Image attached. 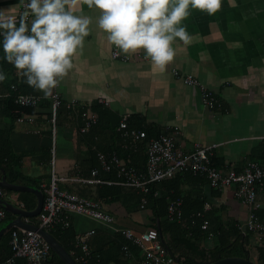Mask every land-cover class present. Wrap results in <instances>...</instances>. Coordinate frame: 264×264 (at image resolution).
Instances as JSON below:
<instances>
[{"label": "crops", "instance_id": "0c3cea01", "mask_svg": "<svg viewBox=\"0 0 264 264\" xmlns=\"http://www.w3.org/2000/svg\"><path fill=\"white\" fill-rule=\"evenodd\" d=\"M20 1L0 0V9L9 10L19 18ZM75 11L93 18L90 33L83 49L73 57L72 69L60 79L57 91L64 105L71 100L81 104L74 111L83 106L92 111L90 106L95 104L97 113L92 112L98 116V123L89 133H79L80 122L75 115L72 117L64 109L60 110L54 173L57 177L79 174L89 177L95 169L102 183L60 182V189L92 200L106 195V200L97 201L104 211L114 215L116 228L143 231L149 225L150 211L144 227L142 222L137 224L139 220H133L135 191L105 178L108 173L101 170L95 157V153L111 151H116L121 158L127 157L119 144L118 127L122 117L134 114L143 116L145 125L177 128V147L183 152L195 145H216L211 156L218 169L240 171L249 161L264 165V157H257L264 151V0H222L221 10L211 16L191 9L183 21L192 36L191 43L185 45L177 39L173 44L176 55L163 71L152 64L143 49L130 54L141 55L139 59L127 62L111 59L112 44L96 22L99 10L89 8L86 0H77ZM172 70L196 78L216 95L223 109H205L200 103L199 90L184 85ZM25 92L41 96L35 121L16 122L0 115V137L1 133H8L12 152L20 156L19 171L43 185L51 175L49 95L28 86ZM131 151L135 155L127 159L144 166L145 143L140 141ZM156 186L162 193V185ZM180 192L195 200L186 209L196 207L198 200H203L211 209H220L224 223L241 222L246 216V208L234 197L233 188L218 190L204 178L188 176L183 178ZM256 199L261 203L258 212L264 214L263 193H257ZM3 200L13 206L14 200L23 203L24 210H32L36 205L34 195L26 192H10ZM15 218L16 215L7 213L0 226ZM70 222L74 237L94 230L88 244L93 251L100 252L107 264H115L122 258L118 245L111 242L114 234L122 237L120 233L81 215H71ZM73 241L67 242L68 245ZM4 248H0V255H4ZM129 264L137 263L133 258Z\"/></svg>", "mask_w": 264, "mask_h": 264}, {"label": "built area", "instance_id": "2783aa9c", "mask_svg": "<svg viewBox=\"0 0 264 264\" xmlns=\"http://www.w3.org/2000/svg\"><path fill=\"white\" fill-rule=\"evenodd\" d=\"M24 10V4L20 1V12ZM110 58L127 62L132 59L142 58L141 55H130L121 52L114 45L111 47ZM172 74L182 83L189 87H196L199 90L200 103L209 110L221 111L220 100L210 90L205 88L196 78L190 75H180L176 70ZM17 78L22 76L16 72ZM58 86V85H57ZM57 86L49 95V123L51 145L49 150V161L51 175L47 182L41 187L44 190V202L42 210L36 217L38 227L49 232L57 228L65 229L70 227V216L81 215L108 227L115 233H120L122 237L131 245L137 247L141 253L140 264H173L167 249L159 239L158 231L148 228L144 231H136L131 228H116L113 214L103 210L99 201L90 200L74 193L59 188V183L73 182L82 185L99 184L101 180L97 178L98 170H92L89 177L81 174L74 177H57L54 173L56 154V117L57 110L63 103ZM9 90L15 105L21 108H36L41 102V96L30 93H23L18 90L15 84H11ZM8 93L0 94L1 98L10 97ZM68 109L78 108L80 103L71 100L65 103ZM81 109L80 133H86L97 121L96 115L86 107ZM127 116L122 117L118 131L121 132L123 143L121 148L129 152L136 147L137 143L145 137L144 132L128 129L126 125ZM35 121V116L20 114L16 122ZM177 128H165V133L157 138H151L145 142V165L139 170L129 165V160L121 158L116 151L108 154L98 152L96 154L102 171L108 172L112 168L116 171V177L120 179L117 184L130 187L141 194L140 209H143L150 193V186L173 178L176 174L190 173L194 176L204 178L207 183L218 190L233 188L234 197L246 208V216L243 221L236 222L238 230L243 234H251L249 238V248L259 247L264 243V220L257 214L261 208V203L257 201V193L264 195V165L256 161L247 162L240 171L234 169L221 170L212 164V149L216 145L201 146L195 145L190 151L183 152L177 147ZM10 191L0 188V199H6ZM5 201V200H4ZM15 206L24 209V204L14 200ZM181 199L170 200L167 205V219L177 223H184L181 210ZM210 206L204 205L203 211H208ZM6 217V212L0 208V222ZM196 217L201 218L202 213H197ZM30 223L29 218L24 219ZM207 221L203 220L201 229L205 230ZM94 230L76 234L73 247L78 250L76 262L78 264H99V255L93 253L89 247V238L94 234ZM212 236L207 240L211 241ZM9 247L11 254L5 259H0V264H56L50 262V247L36 232L24 229L12 228L9 234ZM127 251V247L123 248ZM21 261V262H20Z\"/></svg>", "mask_w": 264, "mask_h": 264}, {"label": "clouds", "instance_id": "9594fccd", "mask_svg": "<svg viewBox=\"0 0 264 264\" xmlns=\"http://www.w3.org/2000/svg\"><path fill=\"white\" fill-rule=\"evenodd\" d=\"M19 18L0 9V48L26 84L45 96L73 67V57L83 49L92 17L77 14V0H22ZM99 10L97 25L107 40L125 54L143 49L162 71L171 62L177 39L191 43L183 21L198 9L214 15L222 0H86ZM6 73L0 70V83Z\"/></svg>", "mask_w": 264, "mask_h": 264}, {"label": "trees", "instance_id": "16d2710c", "mask_svg": "<svg viewBox=\"0 0 264 264\" xmlns=\"http://www.w3.org/2000/svg\"><path fill=\"white\" fill-rule=\"evenodd\" d=\"M3 56H4L3 50L2 48H0V70H3L6 73L5 81L0 83V94L9 92L10 97L7 98L0 97V115L8 116L11 119V121H15L20 114L35 116V110L37 107L21 108L14 104L13 99L11 98L13 92L11 93L9 90L10 85L15 84L18 90L23 93H26L25 92L26 87L27 86L30 87V86L25 83L23 77L17 78L16 75L17 69H15V67L12 64L5 61L3 59ZM33 93L36 92L33 91ZM47 105H50V103H48ZM90 107L92 108L93 112L97 113L96 109L94 108L95 104H91ZM63 109L65 110V112L68 113L69 116L73 117L75 115V117L80 122L79 127H81L82 125L81 110L78 109L77 111H74L72 109H68L66 108V105L62 103L59 109L57 110L56 119H58V116L60 115V110ZM144 122H145V118L138 114L129 116L126 119V125L128 129L144 132L145 137L142 139L144 143L151 138H157L161 134L165 133V129H161L157 126L145 125ZM97 123H98V116L96 123L92 125L88 130V132L84 134H87L90 131H92V129L97 126ZM1 134L2 136L0 137V173H1L0 176L2 175V171H3L7 182L11 184L23 185L32 188L35 187L36 189L41 190L44 195V190L41 187L40 183L33 181L32 178L22 174V172L19 171L18 167H19L20 156H17L12 152L11 144L8 139V133H1ZM118 135H119V144L121 145L123 143V138L121 136L120 131H118ZM119 148L120 147H118V150H120ZM135 151L136 149L133 152ZM133 155L135 154L132 153V151L127 152V157L129 156L131 158ZM95 157H96V153H95ZM127 157L125 155L122 158H125L126 160ZM257 157H264V151L262 153H259ZM211 161L212 164L214 165V161L212 158ZM129 165L139 170L144 169V166L141 165L139 166L137 164H134L130 160H129ZM106 173H108V175L105 178H107L108 180L116 181V182L120 181V179L116 177V171L113 168ZM188 176L198 177L190 173L176 174L171 179H167L161 183L153 184L150 186V193L146 196L147 202L143 209L149 210L151 212V217L149 219L150 221L149 225L144 230L148 228H154L158 231V234L160 235L159 239L167 249L169 256L172 258L173 264H211L213 262H216L220 259L227 257L247 258L248 256L252 261L251 259L252 255L250 253V248H249V238L251 234L241 233V231L238 230L236 223L234 222L224 223L223 220L221 219L219 213L220 211H218L220 209L210 208L211 210L209 209L208 211H203L204 208L203 200H198L196 207L192 209L191 208L186 209V206L189 207L191 203L195 202V200L190 199V197L188 196H183L180 192L181 182L183 178H186ZM159 184L162 185L163 188L162 193H159L158 187L156 186ZM86 185H91V184H86ZM132 190L135 191L136 194L135 211L142 210L140 209L141 194L134 189ZM110 195H112V193ZM106 198H107L106 195L104 196L101 194L99 195V198L97 200L102 201V200H106ZM174 199H181L182 201L181 210L184 215L183 216L184 223L180 224L175 221H169L167 219L168 202ZM25 208L27 209L28 207L25 206ZM197 213H202V217L201 218L196 217ZM258 215L260 218L264 219V214L258 212ZM203 220L207 221V227L205 230L201 229V224ZM29 221L30 223L38 225L36 218H29ZM10 230H8V232H6L0 240V248L5 247L4 255H0V259H5L11 254L9 247ZM49 233L65 248V250L73 257V259L76 260L77 255L79 254L78 250H76L73 247V243L72 245L71 244L68 245L67 243L73 241L74 238V233L72 232L71 225L70 227L65 229L57 228L54 231L50 230ZM210 235L212 236L211 245L207 246L206 245V242L208 241L207 237ZM111 242L113 245L115 244L118 245L116 246L121 250V254H122V258L118 259L115 264H129L133 258L137 264H140L141 253L137 247L129 244L123 237L116 234H114L113 241ZM124 247H127V251L123 250ZM90 249L93 253L99 255V264L108 263L106 261H103L100 252L93 251L91 247ZM133 252H135V254ZM254 255L257 263L264 264V243H262V245H260L259 247H256V250L254 251ZM49 261L55 262L56 264H63L52 251L50 253Z\"/></svg>", "mask_w": 264, "mask_h": 264}, {"label": "water", "instance_id": "95a60500", "mask_svg": "<svg viewBox=\"0 0 264 264\" xmlns=\"http://www.w3.org/2000/svg\"><path fill=\"white\" fill-rule=\"evenodd\" d=\"M0 188L10 192H26L31 193L36 198V205L32 210H24L17 208L12 204L0 199V208L6 213L16 215L14 220L8 221L6 225L0 229V240L2 236L12 228L24 229L26 231L36 232L42 237V239L49 245L50 250L57 256V258L63 264H78L73 257L65 250V248L47 231L41 229L33 223H27L24 221L25 218H36L42 210L44 195L41 190L27 187L23 185L11 184L6 181L4 172L2 171V177L0 179ZM160 236V235H159ZM211 264H255L249 258L240 257H227L220 259Z\"/></svg>", "mask_w": 264, "mask_h": 264}, {"label": "rangeland", "instance_id": "374dc122", "mask_svg": "<svg viewBox=\"0 0 264 264\" xmlns=\"http://www.w3.org/2000/svg\"><path fill=\"white\" fill-rule=\"evenodd\" d=\"M148 211L149 210H147V209H142V210H139V211H135L134 212V215H133V220L135 221V222H137L138 220V222H137V224L138 225H140L141 223L140 222H142V226L144 227V225H143V223H147L148 221H147V216H148ZM141 220V221H140ZM6 225V222L4 223V224H2L1 226H0V229H2L4 226ZM142 227V228H143ZM207 244V246L208 245H211V241H207L206 242ZM252 250V251H251ZM250 253H251V259H252V261L254 262V263H256V264H259V263H257L256 262V260H255V255H254V249H253V247H250Z\"/></svg>", "mask_w": 264, "mask_h": 264}]
</instances>
